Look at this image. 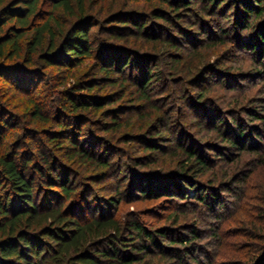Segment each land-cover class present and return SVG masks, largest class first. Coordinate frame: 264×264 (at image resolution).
Here are the masks:
<instances>
[{"label":"trees","instance_id":"16d2710c","mask_svg":"<svg viewBox=\"0 0 264 264\" xmlns=\"http://www.w3.org/2000/svg\"><path fill=\"white\" fill-rule=\"evenodd\" d=\"M43 1L0 0V85L33 90L41 57L66 79L86 67L58 83L52 120L31 97L15 123L0 113V264H264V213L248 254L219 235L242 207L245 157L264 166V0H123L101 23L85 0H51L74 16L58 34L37 23ZM219 46L233 56L201 64ZM242 80L259 83L253 96ZM167 201L179 207L163 224L140 214ZM225 243L239 258L217 262L206 250Z\"/></svg>","mask_w":264,"mask_h":264},{"label":"rangeland","instance_id":"374dc122","mask_svg":"<svg viewBox=\"0 0 264 264\" xmlns=\"http://www.w3.org/2000/svg\"><path fill=\"white\" fill-rule=\"evenodd\" d=\"M43 14L41 16V19L37 21V23L40 25L47 21L49 18V24L51 25V28L53 31L58 34L62 31L68 30L70 27L72 21L74 20V16L72 14H67L63 8H54L52 6V1L51 0H44L43 1ZM85 5H86V10L87 13L91 14L94 16V18L97 20V22H100L106 18V16L114 13V12H119V10H123L127 5L124 3L123 0H85ZM74 6V4H73ZM76 11L77 7H73ZM129 8H138L139 10H142L145 8V4L142 2L135 4L129 5ZM101 23V22H100ZM103 26V25H102ZM97 30V28L94 29V32ZM99 33V37H100ZM230 49V48H229ZM228 47L226 46H219V47H212L210 49H203L201 51V59L202 63L206 59L208 61H213L215 58H219L221 55L225 56H230L234 54L235 51L229 50ZM208 55V57H206ZM243 53H240L239 56H237V59L234 63V65H241V69L244 71H250V60L248 57H244ZM206 57V58H205ZM233 58V57H231ZM76 66L71 70V73L68 72L66 73L69 78H64L62 73L57 72V70L49 69L43 62L42 57L38 59V61L35 63L34 66L30 67L35 71V77L34 81L32 79H29V81L32 82V87L33 90L28 91V93H20L17 90L13 88V90L10 87H2L0 85V113H2V118L3 120H12V122L15 123V117H22L23 113L25 112V104L28 102V99L31 97L32 100H35L38 102V104H43L47 106L46 111V119H53L56 112V110L60 106L59 104L63 101L62 94L60 93L61 90L70 87L77 79L80 77L82 73L85 71V66ZM67 80V81H66ZM61 81H66L65 88L64 87H59L58 83ZM244 84L246 87L243 89H240V92L243 90V95L245 96H253L254 91L257 89L256 87L259 86V83L254 82L250 84L247 80L241 82ZM7 89V90H6ZM216 97L222 96L221 91H215ZM231 96V95H230ZM155 98V97H154ZM236 98V97H235ZM155 102V100H154ZM156 103V102H155ZM57 107V108H56ZM49 108H53L51 111H48ZM9 113L8 115H6ZM62 117V116H61ZM59 118V117H58ZM64 118V117H62ZM47 119V120H48ZM65 119V118H64ZM26 122V121H25ZM43 123V121H42ZM35 124L33 125L34 127L38 128H49L48 123L46 124ZM29 124L26 122V126ZM48 124V125H47ZM32 128V127H30ZM20 136V130L17 132H11L9 135H7L6 141L4 143L5 148L4 150L8 149L11 147L13 142H17L16 138H19ZM42 139V138H40ZM43 140V139H42ZM122 157L120 158V160ZM125 159V158H124ZM246 160L244 163H246V169H244L249 175L248 180L245 184V189L243 193V201L241 202L239 206V203L237 202L235 206L230 207V210L232 212V216L230 220L224 221L223 224H221L222 229L219 231V235L221 236L220 238L223 240H227L228 242H237L238 248L241 249V253L248 254L249 249L251 248L250 243H252L253 246H255L254 243L255 241L250 242L248 239L251 240L253 234L252 233L254 230V227L259 228L261 226V223H258V220H256L257 216L260 215L261 213H264V166L260 165L254 168V163L252 162L250 157H245ZM244 159V160H245ZM249 161V162H248ZM167 206L170 208V211H160L158 215L151 216L154 212L151 211L147 205L141 206V204L134 203L127 205L125 203V206H121V211L122 214H125V212H133L136 209V206H141L143 208V215H145L143 218L145 221H147L148 224L150 225H158V224H163L162 218H159V216H165V214H170L174 212L177 207H179V202H175L174 205L169 204V202H166ZM233 204V202H231ZM186 204H183L185 206ZM237 205V206H236ZM239 206V207H238ZM238 207V208H237ZM140 208V209H141ZM186 208L183 207L182 210ZM195 212V211H194ZM192 212V214L194 213ZM181 213V210H180ZM196 213V212H195ZM181 214H185L182 213ZM189 214V213H188ZM199 217H203L204 219V214L198 209V213L196 214ZM192 215L189 216L191 218ZM181 217V215L179 216ZM196 220V219H195ZM191 222V220L189 221ZM182 223V221H180ZM257 223V225H256ZM166 224V223H165ZM236 231V232H235ZM246 235H244L245 233ZM207 242V241H205ZM210 243H215L214 240H211ZM248 246V248H246ZM214 248H208L206 251H210V253L217 252L219 255L218 257H215V261H225L228 259V257H231L232 255L228 254L231 252L230 247L228 248V245L218 247V246H213ZM219 251V252H218ZM233 255H235L236 258H239V253L237 252H231ZM228 254V257H227Z\"/></svg>","mask_w":264,"mask_h":264}]
</instances>
